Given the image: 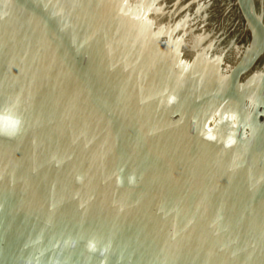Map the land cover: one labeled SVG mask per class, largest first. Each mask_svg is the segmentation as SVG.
Wrapping results in <instances>:
<instances>
[{"label":"water","instance_id":"95a60500","mask_svg":"<svg viewBox=\"0 0 264 264\" xmlns=\"http://www.w3.org/2000/svg\"><path fill=\"white\" fill-rule=\"evenodd\" d=\"M0 264H264V0H0Z\"/></svg>","mask_w":264,"mask_h":264}]
</instances>
